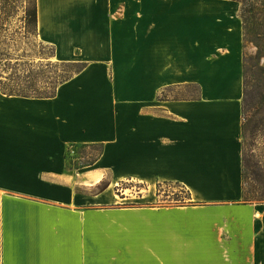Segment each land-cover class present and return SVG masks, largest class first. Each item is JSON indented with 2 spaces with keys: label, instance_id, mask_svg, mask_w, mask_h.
Masks as SVG:
<instances>
[{
  "label": "crops",
  "instance_id": "crops-1",
  "mask_svg": "<svg viewBox=\"0 0 264 264\" xmlns=\"http://www.w3.org/2000/svg\"><path fill=\"white\" fill-rule=\"evenodd\" d=\"M240 7L36 0L39 38L86 65L53 96L0 91V264H264V202L242 201ZM126 182L187 197L125 203Z\"/></svg>",
  "mask_w": 264,
  "mask_h": 264
},
{
  "label": "rangeland",
  "instance_id": "rangeland-1",
  "mask_svg": "<svg viewBox=\"0 0 264 264\" xmlns=\"http://www.w3.org/2000/svg\"><path fill=\"white\" fill-rule=\"evenodd\" d=\"M32 2L0 0V5H5L6 10L12 12L0 20V88L6 92L14 89L32 96H48L79 66L67 63L74 61L57 60L55 45L39 38L37 28H33L24 14ZM252 2L251 6H243L240 2L245 45L244 84L248 86L242 111V158L247 165L245 190L250 193L252 202H264V0ZM250 7L252 12L246 11ZM186 92L194 94L196 89L192 87L175 94ZM93 153L91 149H73L68 164L82 163ZM121 187L128 189L125 190L128 199L120 195ZM118 188L116 193L122 200L132 204H179L187 197L185 190L176 184L161 185L157 197L151 202L139 196L144 192L143 187L133 182L120 184Z\"/></svg>",
  "mask_w": 264,
  "mask_h": 264
},
{
  "label": "trees",
  "instance_id": "trees-1",
  "mask_svg": "<svg viewBox=\"0 0 264 264\" xmlns=\"http://www.w3.org/2000/svg\"><path fill=\"white\" fill-rule=\"evenodd\" d=\"M237 1H240L242 3L243 6H251L252 5V1L253 0H237ZM243 9V7H242ZM246 11L248 12H252V7H250L248 10L246 9ZM25 18H28L29 19V22L30 24L33 26L34 29H36V26H37V8H36V0H33L32 2V5L29 7V8H26L25 9ZM12 15V12L9 10H6L5 8V5H0V20H4L6 16H10ZM254 16V15H252ZM251 16V17H252ZM71 65H75V66H79L75 72L72 74L74 75L75 73L79 72L80 70L83 69V67L86 65L85 62H67ZM71 75V76H72ZM71 76H69L68 78H66L65 80L69 79ZM64 80V81H65ZM62 81V82H64ZM61 82V83H62ZM248 86H246V84H244V95H243V101H242V111L244 110V102L246 100V97H247V93H248ZM0 91L4 94H7V95H20V96H27V97H49V96H53V94L51 95H48V96H32V95H28L26 93H21L22 91L21 90H18L19 92H15L17 90H14V89H10L9 92H6L4 91L2 88H0ZM243 126H244V122L242 120V130H243ZM92 149L96 150V152H94V154H91L86 160H84L82 163H92V161H94V159L97 157L98 153H99V148H96L95 146H90ZM242 166H243V172H242V176H243V198H242V201L243 202H252V198H251V195L248 191L245 190V186H244V181H245V168H247V165L245 163V160L244 158H242ZM108 185L107 182L103 181L99 186H98V189L100 191H102L104 188H106ZM160 189L158 187V193H159Z\"/></svg>",
  "mask_w": 264,
  "mask_h": 264
}]
</instances>
